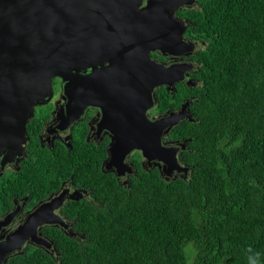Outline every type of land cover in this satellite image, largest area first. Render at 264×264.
<instances>
[{"label":"trees","instance_id":"1","mask_svg":"<svg viewBox=\"0 0 264 264\" xmlns=\"http://www.w3.org/2000/svg\"><path fill=\"white\" fill-rule=\"evenodd\" d=\"M176 16L202 44L198 85L155 97L161 110L190 102L193 121L168 133L187 174L139 173L129 189L104 176L101 204L73 213L84 238L18 263L264 264V0H196Z\"/></svg>","mask_w":264,"mask_h":264},{"label":"water","instance_id":"2","mask_svg":"<svg viewBox=\"0 0 264 264\" xmlns=\"http://www.w3.org/2000/svg\"><path fill=\"white\" fill-rule=\"evenodd\" d=\"M195 1L0 0V164L21 154L28 120L59 78L70 118H78L86 103L103 108L112 134L110 165L123 168L124 155L139 150L148 161L163 163L166 180L186 175L177 159L185 143L164 147L161 139L180 121H193L190 102L154 121L144 112L154 105L155 89L169 91L190 68H167L149 55L190 56L198 44L184 39L185 22L176 13ZM20 242L21 232L0 248V264L9 246Z\"/></svg>","mask_w":264,"mask_h":264},{"label":"flooded vegetation","instance_id":"3","mask_svg":"<svg viewBox=\"0 0 264 264\" xmlns=\"http://www.w3.org/2000/svg\"><path fill=\"white\" fill-rule=\"evenodd\" d=\"M184 39L198 44L190 56L150 53V59L167 68L177 64L190 66L174 87L168 91L166 86H161L154 90L155 95L156 91L163 89L174 96L177 86L193 88L198 85L193 76L198 61L193 57L202 44ZM108 66L110 64L105 63L102 67ZM91 71L85 72L84 76ZM63 86L61 79L52 80V93L47 103L35 107L28 120L23 151L14 161L0 164V248L21 232L19 246H9L13 249L4 254L6 257L1 264H20L16 257L27 256L36 249L46 256H59L55 245L57 240L61 241L63 237L84 238L75 231L82 224L73 217V213L81 211L83 206L101 204L94 188L101 190L104 176L124 189L130 188L139 173L156 171L165 178L161 174L163 163L148 161L139 150L124 155L123 168L110 165L112 134L106 127L103 108L86 103L78 118H70L72 111L66 108L69 97L64 93ZM153 101V107L144 112L149 121L176 112L181 106L161 110L157 100ZM168 136L161 139L162 146L171 147L178 143ZM181 151L177 153V159ZM120 170L123 173L118 175ZM181 175L185 176L174 173L170 179ZM41 241L49 247L36 243Z\"/></svg>","mask_w":264,"mask_h":264},{"label":"clouds","instance_id":"4","mask_svg":"<svg viewBox=\"0 0 264 264\" xmlns=\"http://www.w3.org/2000/svg\"><path fill=\"white\" fill-rule=\"evenodd\" d=\"M195 3H196V1H195Z\"/></svg>","mask_w":264,"mask_h":264}]
</instances>
